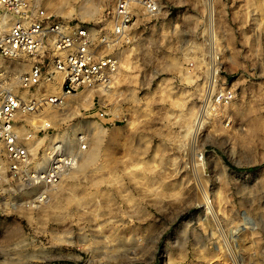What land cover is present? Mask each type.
I'll use <instances>...</instances> for the list:
<instances>
[{
    "label": "rangeland",
    "instance_id": "rangeland-1",
    "mask_svg": "<svg viewBox=\"0 0 264 264\" xmlns=\"http://www.w3.org/2000/svg\"><path fill=\"white\" fill-rule=\"evenodd\" d=\"M157 2L115 50L108 88L19 114L34 155L79 135L86 147L46 200L13 208L0 194V264H264V5ZM114 3L41 0L84 22ZM212 78L235 96L197 124Z\"/></svg>",
    "mask_w": 264,
    "mask_h": 264
},
{
    "label": "built area",
    "instance_id": "built-area-1",
    "mask_svg": "<svg viewBox=\"0 0 264 264\" xmlns=\"http://www.w3.org/2000/svg\"><path fill=\"white\" fill-rule=\"evenodd\" d=\"M261 3L264 5V0ZM158 10L157 0H115L106 21L84 22L48 12L37 0H0V23L4 17L9 23L0 31V194L14 193L6 204L16 208L46 200L86 147L79 135L74 147L63 138L34 155L29 149L34 131L20 133L19 114L34 113L48 103L62 104L66 96L84 88H108L119 65L115 50L137 13L153 16ZM7 59L27 61L29 68L19 74L11 72ZM57 74L62 76L60 91L46 95L47 84L55 83ZM10 76L21 90L30 92L41 86L45 91L22 96ZM213 83L212 78L200 101L199 123L235 96L231 86L213 88ZM44 128L49 130L50 125Z\"/></svg>",
    "mask_w": 264,
    "mask_h": 264
},
{
    "label": "bare ground",
    "instance_id": "bare-ground-1",
    "mask_svg": "<svg viewBox=\"0 0 264 264\" xmlns=\"http://www.w3.org/2000/svg\"><path fill=\"white\" fill-rule=\"evenodd\" d=\"M39 3H40V5H41V0H37ZM211 0H208V3L210 4L211 2H210ZM262 4V3H261ZM212 5V4H211ZM45 6L46 7H49L50 9H52V11H55L56 9H54V8H51V6L49 5V3H47L46 2V4H45ZM210 6V5H209ZM44 7V6H43ZM211 12V15H212V11H210ZM210 29H212V24H213V18H212V16H210ZM9 26V23L7 22V20H6V17H4L3 18V22L2 23H0V31L1 30H3V29H6L7 27ZM212 39H214V34H211L210 35V40H212ZM213 41V40H212ZM212 51V50H211ZM214 51V50H213ZM23 61H21V62H19L18 63V61H16V63H15V66H14V68L17 70V71H23V70H25L26 69V65H25V63H22ZM7 67V66H6ZM11 69V68H10ZM215 70V69H214ZM18 74V73H17ZM57 75H59L60 76V82H59V87L57 88V91L56 92H53L52 93V95H56L59 91H60V84H61V81H62V76L60 75V74H57ZM214 76V75H213ZM55 78H56V76H55ZM56 80V79H55ZM102 89V88H101ZM24 90V89H23ZM28 91V90H27ZM23 96V95H22ZM197 124H198V122H196ZM196 124V125H197ZM44 126L43 127H45L46 125H50V123L49 122H45L44 124H43ZM197 129V126H196V128H193V129H191L190 128V131H195ZM23 130V129H22ZM196 132V131H195ZM191 133V132H190ZM194 133V132H193Z\"/></svg>",
    "mask_w": 264,
    "mask_h": 264
},
{
    "label": "crops",
    "instance_id": "crops-1",
    "mask_svg": "<svg viewBox=\"0 0 264 264\" xmlns=\"http://www.w3.org/2000/svg\"><path fill=\"white\" fill-rule=\"evenodd\" d=\"M19 62H21V61H18V63ZM15 63L16 62H7V60L5 61V64H6V66H7V68H8V70L9 71H11V72H14V73H22V72H24V71H26V70H28V68H29V63L27 62V61H24V62H22V63H25V65H26V69L25 70H23V71H17L15 68H14V66H15ZM11 68V69H10ZM56 81H57V85L55 86V88H54V90H51V92H56L57 91V88L59 87V82H60V76L59 75H56ZM55 81V82H56ZM21 92V91H20ZM21 95H22V92L20 93ZM26 96H27V93H26Z\"/></svg>",
    "mask_w": 264,
    "mask_h": 264
}]
</instances>
